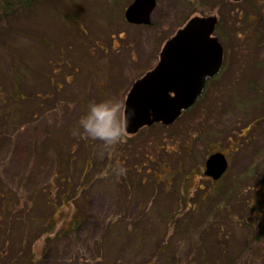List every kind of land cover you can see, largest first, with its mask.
Instances as JSON below:
<instances>
[{
  "label": "rangeland",
  "instance_id": "1",
  "mask_svg": "<svg viewBox=\"0 0 264 264\" xmlns=\"http://www.w3.org/2000/svg\"><path fill=\"white\" fill-rule=\"evenodd\" d=\"M131 1L31 0L30 12L14 3L12 15L0 11V60L9 57L10 62L18 55L17 60L23 58L26 64L38 56L45 63L39 62L37 68L46 72H42L45 76L33 77L25 71V64L19 67L22 75L15 63L8 68L0 65V99L4 95L6 106L11 104L12 95L5 89L10 83H1L9 70L17 71L19 80L15 83L23 94L18 102L21 115L14 118L8 111L6 119L0 116V128L5 124L0 134V190L6 192L13 186L19 188L16 194L24 189L23 194L33 198L37 185L52 181V161L48 157L52 140L58 138L63 144L65 156L83 153L88 141L94 140L82 134L79 123L89 103L110 97L124 103L132 83L157 63L166 39L191 16L215 14L219 24L214 33L221 39L224 52L221 69L208 81L202 97L178 119L163 128L147 129L129 146L139 148L137 158L143 164L138 165V176L151 175L152 166L160 159L164 177L174 182L176 175L171 167L176 158L182 160L186 170H192L186 183L191 193L186 197L189 204H178L179 192L169 187L171 183L153 193L151 186L137 187L139 197L154 200L155 206L149 211L144 208L146 216L135 227L157 231L154 242L146 241L137 249L135 239L119 243L123 237H116L117 245L95 239L99 230H108L107 217L116 211L114 201L124 194L123 187L117 191L105 183L91 193L89 202L81 206L92 223L80 229L77 236L54 235L60 221L53 229L47 225V218L54 214L47 196L27 206V211L19 205L6 211L0 202V214L5 212L0 224L5 264H29L32 253L31 264H127L126 260L143 264L146 258H153V244L162 242L166 250L176 253L170 264H201L200 256L215 255L226 261L229 257L235 264L247 259L250 263L244 264H264V236L261 241L255 237L264 227L260 219L264 220V210L253 200L264 186V0H156L148 24L126 20L124 11ZM39 37L40 43L36 41ZM185 147L191 148L190 155L183 151ZM215 150L224 152L229 162L219 180H211L203 172L205 159ZM217 187L228 192L232 202L226 203L227 212H214V217L207 219L206 234L201 232L205 224L197 218L203 215L194 209L195 203ZM54 190L56 202L58 194L66 189L57 181ZM9 197L13 196L8 194L6 199ZM0 199L4 201L5 194ZM138 207L135 201L129 210L135 212ZM165 211L186 212L190 219L184 229L175 224V229L170 225L164 229ZM180 216L177 223L182 221ZM33 217L39 218L37 223L30 222ZM131 218L127 216L121 223ZM193 221L198 223L195 230ZM248 232L250 237L246 236ZM197 240L202 243V251L197 248ZM222 240L228 254L220 251ZM241 247L245 252H240ZM159 260L155 256L153 262Z\"/></svg>",
  "mask_w": 264,
  "mask_h": 264
},
{
  "label": "trees",
  "instance_id": "2",
  "mask_svg": "<svg viewBox=\"0 0 264 264\" xmlns=\"http://www.w3.org/2000/svg\"><path fill=\"white\" fill-rule=\"evenodd\" d=\"M57 2V0H56ZM17 5L20 6L21 8H24V12H30L32 9L30 6L31 0H0V11L1 12H7V14H13L11 11L12 6ZM61 11V10H60ZM75 16V15H74ZM73 17V14H70V18ZM67 20L71 21L66 18ZM74 19V18H73ZM219 23H217L218 26ZM217 28V27H216ZM42 37H39L36 39L38 43L39 39ZM46 46V45H45ZM58 56V55H57ZM20 56H13L11 61L9 62V57L4 59L3 61L0 60V65L3 67L10 66L15 63L16 68L19 70L20 66L24 67L25 60L23 58L17 60ZM16 61V62H15ZM42 61V62H41ZM9 62V63H7ZM28 63L25 64L26 68L25 71L33 77L39 76L40 74L42 75V72H45V68H37V64L40 62L44 65L45 61L41 58L36 56L35 61H27ZM48 66L50 63H46ZM52 64L50 65V67ZM45 67V66H44ZM8 68V67H7ZM7 70V69H6ZM20 75L21 71L19 70ZM46 73V72H45ZM5 75V80L1 79V83H5L7 85L10 83V88L5 87L7 89V94L9 93V96L12 95V100L11 104H9V107L6 106L8 105L7 97L4 95L1 96L0 99V116L2 118L6 119V116L8 115V111L10 114L14 115V118H17V114L21 115V109L19 108V103L20 100L23 98V94H21L19 90V86H16V81L19 80V76L17 74V71H11L9 72H4ZM40 75V76H41ZM42 76H45L44 74ZM52 80V79H51ZM2 86L0 87L1 90ZM10 90V91H9ZM14 91V92H13ZM1 92V91H0ZM38 96V95H37ZM43 97V96H42ZM4 104L2 105L1 103ZM19 102V103H18ZM14 110V111H13ZM7 111V112H6ZM6 112V113H4ZM178 119V118H177ZM5 123L8 124V121ZM3 124L1 126H4ZM153 126H161L162 128L166 125L162 123H155L151 126H144L142 127L138 133L128 136L126 135L121 143L116 145L114 148H106L104 146V143L101 142L100 140L94 139V140H89L86 149L84 150L83 153H80L78 156L73 157L74 152H72L69 157L65 156L62 154L63 151V144H60L57 139L52 140V146L51 147V152L49 153L48 157L52 161L51 164V182L48 183V181L45 184L37 185L35 190L33 191V198L29 199V195L25 196L23 193L24 189H21L20 194H16L19 192V188L10 186L6 190V192H3L0 190V197L5 194V200L2 201L0 199V202L3 203L6 206V211L12 210L15 206L19 205L20 207H23L24 210L27 211V206L31 205H36V203L39 201L40 198H45L47 196V202L48 204L52 205L54 209V214L47 218V225L49 226L50 229H53L55 223L57 221H60L58 228L54 230V235H67V236H77L81 232L80 229H85L87 226H89L90 223H92V219H89L88 216L86 215L85 211L82 209V204L87 203L90 200V195L93 191H95L98 188L103 187L105 183L113 186L117 191H120L121 188L123 187L125 189L124 194H122V197L119 199H115L114 204H115V210L109 214L107 217V229L105 230H99V235L95 237L96 240L103 239V243H109V241H113L115 245H117L118 240L116 237H123L119 243H124L127 240L125 239H135L137 244V249L142 248L143 244L146 241L154 242L157 231H151L149 230V227H146L147 230L142 229L141 227H135V223L139 221L140 218L143 216H146L145 213H147V210L155 205H153L154 200H144L142 197H139L138 191L136 188L140 187L142 188L143 185H148L151 186L150 188L152 189L151 192H155L157 190H161L166 187L167 184L171 183L172 189H175L177 192V202L178 204H182L183 206L185 204H189V200L186 198L187 195L190 196V191L186 188V183H187V178L190 176V171L192 170H186L185 165L183 164L182 160L177 159L175 161V164L171 169L173 170V173L176 175L174 176L176 178V181L171 182L168 181V178L164 177L165 170L164 167H161V162L159 159L160 166L155 162L152 170V174L148 176H143V175H137L138 173V165H142V161H138L139 158H137L138 155V150L139 148H129L130 144H132L133 140H137L138 137L143 136L144 131L147 129L152 128ZM1 128H0V134H1ZM253 130V129H252ZM201 138V137H200ZM184 146V143H183ZM191 148L185 147L183 149L186 150L187 154L190 155V150ZM142 151V149H140ZM68 155V154H66ZM141 155L139 154V157ZM150 158V157H149ZM71 161V162H70ZM264 161V160H263ZM262 161V162H263ZM131 162V163H130ZM151 162V161H148ZM261 162V165L263 163ZM119 167H124L126 169L125 173L123 174H118V168ZM260 167V166H258ZM257 167V168H258ZM142 171V170H141ZM144 172V171H143ZM252 172V171H251ZM77 176V177H76ZM75 177L77 178V181L75 180ZM61 182L64 186L66 191H62L58 194V200L54 202V199L52 197L53 192L55 191L54 189L56 188V182ZM37 182V181H36ZM35 182V183H36ZM264 184V182L262 183ZM201 185H199V188ZM171 189V190H172ZM129 190V192H128ZM236 191V190H235ZM239 191V190H238ZM8 194H11L13 197H9L6 199V196ZM263 194V195H261ZM214 196V197H213ZM204 198H207L204 200ZM231 200V199H230ZM229 196L228 192L222 189V187H217L213 193H206L205 195L202 196L201 199L196 204L195 208L196 211L202 212L200 215L201 218L197 217L198 220L202 219V222L205 224V229L204 231H201L203 233L206 232L207 234V227L209 224V218L213 216L214 212L221 213L223 211L227 212V206L226 203L229 201ZM253 200L258 203L259 208L263 211L264 210V186H262V191L256 193V195L253 196ZM136 201V205L139 206L135 212H133L130 209V206L133 202ZM207 202L208 204H201V202ZM232 202V200H231ZM22 204V205H20ZM180 204V205H181ZM224 207L221 209V207ZM146 209L144 210V208ZM254 209L252 206L250 207ZM257 208V209H259ZM183 209V208H181ZM192 209V207H191ZM227 209V210H226ZM256 209V210H257ZM2 209L0 208V211ZM191 211V210H190ZM182 212V211H180ZM174 213L171 211H165L164 217H165V224L164 229L170 225L173 229L176 227H180L184 229L183 226L188 222L190 219L189 216L186 215V212L181 213ZM182 215V217L180 215ZM185 214L186 216H184ZM195 214V213H194ZM263 214L260 212V215ZM5 215V212L3 214H0V224L1 221L3 220ZM59 215L58 218L55 216ZM132 217L129 222H124L121 223L126 217ZM178 216H180V221L177 223ZM61 217V218H60ZM260 218V217H259ZM38 217H33L30 219L31 223H37ZM207 219L209 221H207ZM261 221L264 223V220L260 218ZM237 221H240L239 219ZM196 221H193L192 223H195ZM175 224L176 227L173 225ZM122 225L123 229H121L119 226ZM198 223L196 222L194 225L191 227L195 230L196 226ZM120 228V229H119ZM264 227L263 225L261 226V230L255 233V237L259 238L261 241L264 236ZM107 231V234H106ZM104 232V233H103ZM184 232V231H182ZM203 233H200V235H203ZM205 234V235H206ZM50 236V235H49ZM47 236L46 239H49L50 237ZM247 237H250V232L246 234ZM106 237V238H105ZM1 238V234H0ZM202 238V237H200ZM198 238V240H200ZM117 241H115V240ZM196 241L197 243V248L202 251L203 247L200 241ZM163 243V242H162ZM158 245V243H154L152 248L154 250L155 245L156 248L153 252V258H146V261L143 264H170L171 257H175L176 253L174 254L172 249L166 250L165 245ZM220 244H222V247H220V251H225V254H228V248L227 244L224 245L223 240L220 241ZM165 247V250H164ZM245 249L241 247L240 252H242ZM5 253L6 249L4 245H0V264H5ZM43 253V249H41L40 254ZM135 254H138V252H135ZM231 254V250H230ZM34 253H32L31 256H29V264H31L34 261ZM158 257L159 261L161 262H153L154 257ZM201 264H235L231 258L227 257V261L224 259H220V257L212 256V257H201ZM229 258V259H228ZM127 261V264H129L132 260ZM167 261L168 263H166ZM190 264H193V262H189ZM244 263H250V259H247Z\"/></svg>",
  "mask_w": 264,
  "mask_h": 264
},
{
  "label": "water",
  "instance_id": "3",
  "mask_svg": "<svg viewBox=\"0 0 264 264\" xmlns=\"http://www.w3.org/2000/svg\"><path fill=\"white\" fill-rule=\"evenodd\" d=\"M156 0H132L124 11L127 21L150 23ZM215 14L191 16L163 43L155 66L137 78L124 100L134 109L127 133L155 122L168 125L191 106L202 92L206 79L214 75L223 61V46L215 35ZM228 162L216 151L205 161V174L219 178Z\"/></svg>",
  "mask_w": 264,
  "mask_h": 264
},
{
  "label": "clouds",
  "instance_id": "4",
  "mask_svg": "<svg viewBox=\"0 0 264 264\" xmlns=\"http://www.w3.org/2000/svg\"><path fill=\"white\" fill-rule=\"evenodd\" d=\"M135 110L127 108L116 97L91 101L88 111L80 119L82 134L103 141L106 148H114L127 134V126ZM118 174L125 173L124 167L118 168Z\"/></svg>",
  "mask_w": 264,
  "mask_h": 264
},
{
  "label": "flooded vegetation",
  "instance_id": "5",
  "mask_svg": "<svg viewBox=\"0 0 264 264\" xmlns=\"http://www.w3.org/2000/svg\"><path fill=\"white\" fill-rule=\"evenodd\" d=\"M217 19H218V17H217ZM218 23V22H217ZM216 27H217V24H216V26H215V29H216ZM218 37V36H217ZM218 39H219V41L222 43V41H221V39L218 37ZM224 53V52H223ZM223 61H224V55H223ZM223 61H222V63H223ZM222 63H221V66H220V68H219V70L221 69V67H222ZM219 70L214 74V75H212V76H210V77H208L207 79H206V82H205V85H204V88H203V90H202V92L200 93V95L197 97V99H196V101L191 105V106H193L196 102H197V100L198 99H200L201 97H202V94H203V92H204V90H205V88H206V85H207V83H208V81L210 80V79H212L218 72H219ZM191 106H189L188 108H186V109H184L182 112H181V114L178 116V117H180L182 114H183V112L184 111H186L187 109H189ZM177 117V118H178ZM176 118V119H177ZM173 123V122H172ZM153 124H155V123H153ZM152 124V125H153ZM170 125V124H169ZM149 126H151V125H149ZM142 128V127H141ZM140 128V129H141ZM139 129V130H140ZM139 130L137 131V132H135V133H132V134H129V133H127V135L128 136H132V135H134V134H136V133H138L139 132ZM216 151H220V152H222L221 150H215V151H213V152H216ZM213 152H211V153H213ZM210 153V154H211ZM225 156H226V154L224 153V152H222ZM209 154V155H210ZM208 155V156H209ZM207 156V157H208ZM207 159V158H206ZM206 159H205V161H206ZM226 159H227V162H228V157L226 156ZM205 161H204V170H203V172H204V175H206L208 178H210L211 180H219L221 177H222V175L225 173V171L227 170V168H226V170L224 171V173L219 177V178H217V179H213L211 176H209V175H207V174H205ZM228 165H229V162H228Z\"/></svg>",
  "mask_w": 264,
  "mask_h": 264
}]
</instances>
